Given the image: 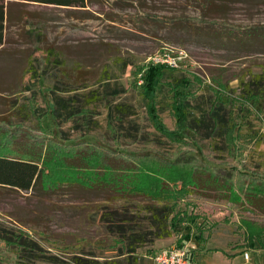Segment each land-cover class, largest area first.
Here are the masks:
<instances>
[{
	"label": "rangeland",
	"instance_id": "1",
	"mask_svg": "<svg viewBox=\"0 0 264 264\" xmlns=\"http://www.w3.org/2000/svg\"><path fill=\"white\" fill-rule=\"evenodd\" d=\"M5 1L0 146L10 130L21 132L11 140L17 148L64 136L138 153L155 149L191 160L199 169L205 161L213 168L202 173L203 179L213 170L226 178L234 167L264 177V111L257 108V96L241 97L238 87L245 71L264 70V37L252 34L255 26H264V0H219L206 16L196 0H86L85 6ZM161 15L172 19H155ZM38 46L52 48L62 61L67 76L61 78L71 82L67 86H88L54 90L58 67L46 64ZM173 48L186 51L183 66L156 67L151 82L144 83L138 71L148 58ZM92 89L98 99L88 102L83 93ZM218 94L231 120L225 136L193 124ZM53 95L63 99L60 105ZM116 103L131 112L115 113ZM146 203L143 197L76 186L44 194L0 187V264H132V257L120 254L119 234L109 230L103 214L118 210L139 220L147 215ZM247 205L215 190L188 194L176 207L181 220L172 234L143 243L137 264H154L155 253L177 247V238L196 264H264V233L260 239L253 236L243 222L264 227V212ZM187 233L190 239L182 238Z\"/></svg>",
	"mask_w": 264,
	"mask_h": 264
},
{
	"label": "trees",
	"instance_id": "2",
	"mask_svg": "<svg viewBox=\"0 0 264 264\" xmlns=\"http://www.w3.org/2000/svg\"><path fill=\"white\" fill-rule=\"evenodd\" d=\"M29 1V0H25ZM62 6H85L86 0H33ZM198 6L207 15V11L221 3L219 0H196ZM218 2V3H217ZM224 2V0H223ZM8 4L0 0V45L5 42V33L8 20ZM155 16V15H154ZM157 16V15H156ZM163 15L156 17L163 19ZM176 19V18H175ZM173 19V20H175ZM253 35L264 37V26H255ZM36 51L43 52L46 64L54 63L58 67L55 75L59 77L54 85V90L69 91L86 88L85 83L69 87L70 80L62 79L67 76L64 65L60 59L54 57L52 48L38 46ZM158 66H144L140 78L144 83L151 82ZM29 69L26 74H30ZM138 74V73H137ZM214 81L226 86L218 78ZM241 97L255 95L259 98L257 108L264 111V70L260 73L247 70L239 79ZM88 102L98 99L94 89L83 93ZM217 101L211 103L210 109L199 120L193 122L197 128L204 129L213 135L225 136L231 127V120L226 114L225 101L219 96ZM56 105L62 100L53 95ZM246 100V99H245ZM151 115L155 118L154 109L150 106ZM78 111V110H77ZM88 111L80 109L79 112ZM113 111L118 114L131 112L124 103H116ZM58 114V110H54ZM85 114V113H84ZM112 115L111 113H109ZM87 115V114H86ZM162 132L168 131L157 126ZM203 130V131H204ZM10 130L4 137L0 146V187L13 188L18 191L44 194L56 192L63 186H76L89 191L106 192L110 195L122 197H143L148 199L145 205L147 215L134 219L133 215L118 210L103 214V219L108 222L110 231L119 234L121 243L120 254L132 257V264L138 262V248L153 238L170 236L181 217H178L176 207L181 199L195 191H217L223 198L236 205L248 203L249 210L264 212V177L249 174V169L238 170L234 167L228 172V177L221 179L215 171H209L203 179V172L212 170V165L205 163L199 169L191 160L172 159L158 150L138 153L125 149H114L98 143L78 139L70 141L64 136L62 139L49 137L41 140L40 146L25 145L14 147L11 140L20 133ZM209 132V131H208ZM207 132V134H208ZM208 168H207V167ZM238 170V171H236ZM205 171V172H206ZM195 185L202 189H182ZM224 185L226 189H210L214 186ZM209 188V189H208ZM195 222V216L190 218ZM118 221V222H117ZM244 224L249 232L257 238H262L264 227L257 226L253 221L244 219ZM182 238L190 239L187 233ZM178 246H183L182 239L177 238Z\"/></svg>",
	"mask_w": 264,
	"mask_h": 264
},
{
	"label": "built area",
	"instance_id": "3",
	"mask_svg": "<svg viewBox=\"0 0 264 264\" xmlns=\"http://www.w3.org/2000/svg\"><path fill=\"white\" fill-rule=\"evenodd\" d=\"M188 55L184 49H165L151 55L147 60V66L167 67L176 69L183 66ZM248 257V253H245ZM154 264H196L193 253L186 246L161 249L154 255Z\"/></svg>",
	"mask_w": 264,
	"mask_h": 264
},
{
	"label": "crops",
	"instance_id": "4",
	"mask_svg": "<svg viewBox=\"0 0 264 264\" xmlns=\"http://www.w3.org/2000/svg\"><path fill=\"white\" fill-rule=\"evenodd\" d=\"M22 1H25V0H22Z\"/></svg>",
	"mask_w": 264,
	"mask_h": 264
}]
</instances>
